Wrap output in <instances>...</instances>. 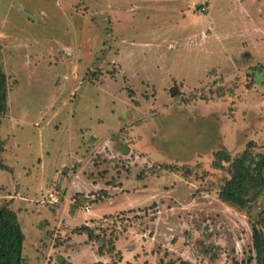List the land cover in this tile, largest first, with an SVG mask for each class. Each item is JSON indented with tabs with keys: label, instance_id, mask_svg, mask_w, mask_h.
Segmentation results:
<instances>
[{
	"label": "rangeland",
	"instance_id": "rangeland-1",
	"mask_svg": "<svg viewBox=\"0 0 264 264\" xmlns=\"http://www.w3.org/2000/svg\"><path fill=\"white\" fill-rule=\"evenodd\" d=\"M0 65V206L27 264H255L264 189L223 202L211 164L264 153V0H0Z\"/></svg>",
	"mask_w": 264,
	"mask_h": 264
},
{
	"label": "trees",
	"instance_id": "trees-1",
	"mask_svg": "<svg viewBox=\"0 0 264 264\" xmlns=\"http://www.w3.org/2000/svg\"><path fill=\"white\" fill-rule=\"evenodd\" d=\"M250 89V88H249ZM7 99V81L6 76L2 72L0 65V117L6 111ZM4 151V143L0 139V170L10 171L2 162L1 154ZM224 164H227L225 167ZM212 167L217 170H225L229 179L219 190V198L226 203L244 208L245 206L254 202L262 193L264 189V153H252L251 143L246 145L244 151L235 157L220 150L214 153V160ZM163 170L173 172L176 170L174 165H165ZM90 199L80 198L79 202L84 204L90 202ZM112 217L106 220L109 223ZM103 223V222H101ZM107 224V223H106ZM114 227V225H113ZM68 234L86 235L88 242H97V254L104 256L106 253L116 252L114 241L119 237L106 238L104 235L94 234L92 228L87 225H81L73 229L66 228ZM253 249L255 252V264H264V234L255 225L251 226ZM112 234V232H111ZM25 236L18 223L16 213L7 205L0 206V264H27L22 257L23 243ZM80 244L66 246V250L78 251ZM121 260L119 253H115ZM65 260L61 264H76L69 263ZM180 264H193L182 261Z\"/></svg>",
	"mask_w": 264,
	"mask_h": 264
},
{
	"label": "built area",
	"instance_id": "built-area-1",
	"mask_svg": "<svg viewBox=\"0 0 264 264\" xmlns=\"http://www.w3.org/2000/svg\"><path fill=\"white\" fill-rule=\"evenodd\" d=\"M204 12H206V9H205V7H202L199 10V13L203 14ZM44 198L49 204H52V205H56V204L60 203V199L58 198L57 194H54V193H49V194L45 195Z\"/></svg>",
	"mask_w": 264,
	"mask_h": 264
},
{
	"label": "crops",
	"instance_id": "crops-1",
	"mask_svg": "<svg viewBox=\"0 0 264 264\" xmlns=\"http://www.w3.org/2000/svg\"><path fill=\"white\" fill-rule=\"evenodd\" d=\"M248 53H249V52H244V51H242L241 56H242V55H249ZM250 58H253V56H252L251 54H250ZM234 59H235V58H234ZM253 59H254V58H253Z\"/></svg>",
	"mask_w": 264,
	"mask_h": 264
}]
</instances>
